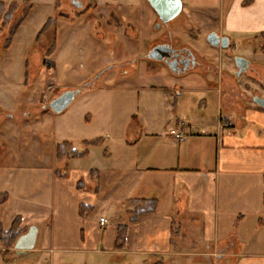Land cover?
<instances>
[{
	"label": "crops",
	"instance_id": "crops-1",
	"mask_svg": "<svg viewBox=\"0 0 264 264\" xmlns=\"http://www.w3.org/2000/svg\"><path fill=\"white\" fill-rule=\"evenodd\" d=\"M180 1L181 13L190 27L225 37L233 33L264 37V0ZM140 8L137 38L142 37V17L146 16L149 24L154 18L148 5L141 4ZM123 63L129 69L120 78L128 81L133 76L135 59ZM136 65L138 89L161 92L163 99L175 92L179 98L192 95L201 101L223 89L224 104L231 107L228 101L233 81L229 76H177L169 74L164 66L149 69L146 62ZM111 71L102 76H109ZM155 93L152 96H157ZM176 107L174 98L171 107L165 106L167 115L172 116ZM241 110L230 125L221 121L209 127L215 131L210 135L199 133L205 130L203 126L188 125L179 143L170 137L179 122L157 129L151 120L155 114L142 112L141 129L122 128L115 139H110L111 144L100 139L102 158L95 154L97 147H90L87 156L66 160V170L55 168L52 175L46 173V185L35 192L4 193L6 223L0 222V230L7 231L15 217L21 219L22 235L35 227V246L26 254H36L37 261L45 264H90L87 258L92 256L115 257L117 264H145V259L157 260L154 264H193L189 258H202L208 264H264L261 242L243 250L240 244L244 238L238 241L232 235L237 228L243 231L241 236H246L245 219L237 223L240 214L231 223L235 212L226 209L223 221L218 220L220 190L233 191L236 177H243L239 182L242 194L237 188L245 205L256 213L253 227L263 222L259 213L264 207V111ZM88 119L86 115L85 121ZM245 123L263 131L256 136L250 126L243 129ZM155 132L159 135L152 138ZM96 139H80L79 149L71 141L66 142L81 151L83 142ZM92 155L97 166H83ZM91 171L98 173L96 182ZM144 199L157 201L155 212L131 223L132 207L128 202ZM80 205L91 208L85 217L79 215ZM100 218L107 221L105 226L99 225ZM119 225L124 226L121 240Z\"/></svg>",
	"mask_w": 264,
	"mask_h": 264
},
{
	"label": "rangeland",
	"instance_id": "rangeland-1",
	"mask_svg": "<svg viewBox=\"0 0 264 264\" xmlns=\"http://www.w3.org/2000/svg\"><path fill=\"white\" fill-rule=\"evenodd\" d=\"M0 1L7 5L12 2L17 4L9 25L0 33L1 195L26 190L33 193L46 185L48 181L46 173L52 175L55 168L60 172L66 170L68 167L66 160L58 164L54 157L55 146L62 141H71L77 149L80 148V141L86 138L103 139L106 140L105 143L111 144L110 139H115L120 129H141L143 117L140 113L148 111L155 114L151 120L157 129L164 125L173 126L177 122H183L187 125L185 128H188V125L203 126L205 130L199 133L210 135L215 131L209 127L215 126L220 116L224 122L229 117L233 119L240 116L241 109H258L252 103H248L251 93L264 95L259 82V79L264 81L263 36L228 34L226 35L228 46L225 49L215 48L206 41L209 33L203 29L190 27L183 13H180L168 23V27L162 26L160 29H156L158 21L155 14L150 24L147 23L146 16L142 17L141 23L144 24L141 29L142 37L137 38L135 33L140 22L137 17H140V5H147L145 0ZM73 2L82 6L77 9ZM83 8H86L87 12L83 11ZM29 10L28 17L18 28L10 47L4 52L10 28H13ZM59 12L68 14V17L59 16ZM48 17L54 19L55 27L50 28L37 44H33L36 33ZM165 30L168 31L174 48L192 51L213 71L231 77L233 94H230L231 100L228 101L231 107L224 104L226 94L223 89L219 90L218 95H206L201 101L192 95L179 98L175 92L167 94L163 99L159 96L161 92L155 93L150 89L136 87V64L146 62L149 69L162 66L153 60H143L142 55L148 49L149 42L158 38ZM54 33L58 39L53 52L46 60V50ZM135 52L139 54L135 56ZM236 57L248 60L253 68L251 72L238 77L234 61ZM126 59H135V65L131 71L133 76L128 81H123L120 77L129 69L123 63ZM107 65L115 66L108 73L109 76L97 77ZM25 70L27 80L24 82ZM208 75L214 78L212 74ZM69 91L79 93L62 113L53 114L48 107L51 100ZM153 93L157 96H152ZM174 98L177 109L172 116H168L165 106L171 107ZM240 99L241 101L237 102ZM86 115L89 116L87 121ZM247 126L251 127L256 136L263 131L256 125L246 123L243 129ZM157 135L158 132H155L152 138L158 137ZM100 149L102 146H97L95 154L102 158ZM95 158V155L87 158L82 163L83 166L96 167ZM40 175L44 177L41 178ZM242 180L243 177H236V185L231 192L220 190L218 220L223 221L226 209L235 212L231 223L236 221L240 214L237 223L245 219L246 236L242 237L243 231L234 228L233 237L238 241L244 238L241 244L238 243L243 250L261 242L264 251V207L259 213L263 222L254 228L256 213L251 212L248 205H245L239 185ZM92 186L93 184L90 189ZM4 209L1 204L2 224L6 223ZM89 259L90 264L118 263L115 257L110 256H92L87 258V261ZM189 260L193 264H208L202 258ZM143 262L154 264L158 261L145 259ZM0 264L45 263L37 261L36 254L17 255L13 251H0ZM65 264H71V261Z\"/></svg>",
	"mask_w": 264,
	"mask_h": 264
},
{
	"label": "trees",
	"instance_id": "trees-1",
	"mask_svg": "<svg viewBox=\"0 0 264 264\" xmlns=\"http://www.w3.org/2000/svg\"><path fill=\"white\" fill-rule=\"evenodd\" d=\"M16 8H17V4L15 2H12L9 5H7L6 3L0 1V33L3 31V29L7 25H9ZM85 12H87V10ZM29 13H30V10L27 11L19 19V21L16 23V25L13 28L12 27L10 28L9 35L6 39L5 46L3 49L4 52L10 47L14 35L16 34L18 28L23 23V21L28 17ZM53 27H55V21L52 17H48L46 21L44 22V24L39 29V31L36 33L33 39V44H37L40 38L45 33H47L50 30V28H53ZM57 39L58 38L56 34L54 33L51 43L46 50V54H45L46 60L47 58H49V56L53 52ZM111 69H113V66L107 67L106 71H109ZM23 78L25 82L27 80L26 70L24 71ZM101 143L102 142L100 139L92 140L90 142L85 141L83 142L82 150L77 151L71 146L70 143L63 141L55 146V158L57 161H65L69 159L83 158L88 155V149L90 147H97ZM90 174H91L93 182H96L98 179V176H97L98 173L96 171H91ZM79 184L80 185L78 186V188L80 189L83 188L82 183L79 182ZM5 196L6 194H2V195L0 194V205L3 204ZM128 204L132 207V210L130 211L131 216L129 219L131 223L137 221L142 216L153 214L157 207V201L155 199L131 200L128 202ZM90 211H91V208L89 207H86L83 205H80L79 207V215L81 217H85L87 213ZM20 224H21V219L19 217H15L12 220L7 231L0 230V248L2 249V252L4 251L8 252V250H12L15 241L17 240L19 236L22 235L23 229L20 228ZM123 228H124L123 225L118 226V239L119 240H121V238L123 239Z\"/></svg>",
	"mask_w": 264,
	"mask_h": 264
},
{
	"label": "water",
	"instance_id": "water-1",
	"mask_svg": "<svg viewBox=\"0 0 264 264\" xmlns=\"http://www.w3.org/2000/svg\"><path fill=\"white\" fill-rule=\"evenodd\" d=\"M145 2L152 9L154 14L157 17L158 24L156 28L162 25L168 24L174 18H176L182 11V3L180 0H145ZM206 41L209 45L215 48L225 49L228 46V39H221L215 33H209L206 37ZM171 50L166 47H156L154 48L149 57L151 60L159 61L163 57V53H169ZM235 66L241 71L244 67L247 66L245 59L236 57ZM78 91H69L62 93L58 97L51 100L48 107L53 114L62 113L74 100ZM253 102L262 110H264V99L254 98ZM37 235V229L35 227L30 228L25 234L19 236L13 245V252L17 255L26 254L29 251H32L35 246Z\"/></svg>",
	"mask_w": 264,
	"mask_h": 264
},
{
	"label": "flooded vegetation",
	"instance_id": "flooded-vegetation-1",
	"mask_svg": "<svg viewBox=\"0 0 264 264\" xmlns=\"http://www.w3.org/2000/svg\"><path fill=\"white\" fill-rule=\"evenodd\" d=\"M73 4H74V7L77 8V9H79V7L82 6V4L77 3V2H73ZM84 10H86V8H83V11ZM58 15L59 16L62 15L64 17H66V18L68 17V14H66V13L64 14L62 12H59ZM162 26L163 27H168V24H166V25L160 24V26L158 28H156V29H160V27H162ZM220 38L223 39V38H226V37L225 36H220ZM156 47H166V48H169L171 50L169 53H163L162 54L163 55L162 59L159 60V61H156V62H158L159 64L164 66L167 69V71H169L170 74H172V75H177V76L178 75L179 76L182 75L183 76V75H186V74L195 73V74H198L200 76H204V75H207L208 73H213V74L216 75V77H220L221 76V74L217 73L215 70L214 71L211 70L208 66H206L198 57H196L194 55V53L192 51H190L188 49H177V48H174L172 46L171 42H170L167 30H165V32H163L158 38H156V39L152 40L151 42H149L148 49L142 55L143 58H144L143 60H147V61L151 60L150 58H148L149 54ZM246 62H247V66L244 67L241 71H239L238 68H237V76L238 77H241L242 74H246L247 72H251V70L253 69L251 64H250V62L248 60H246ZM106 72H107L106 69H103L102 72L97 74V77H101ZM254 76L256 77L257 75L254 74ZM259 82H260V85L263 88V92H264V81L259 79ZM78 93H79V91H78ZM249 96H250L249 100L245 97V99L248 100V103H252L259 110L264 111L261 108H259L253 102L254 98L264 99V95L260 96L257 92H253ZM245 99L243 98V100H245ZM247 100H245V101H247ZM239 101H241V99L238 100L237 102H239ZM238 104L239 103H236V105H238ZM221 121H222V119L220 118L219 122H221ZM234 121H236L235 118H233V119L229 118V119L225 120L224 122L227 125H230Z\"/></svg>",
	"mask_w": 264,
	"mask_h": 264
},
{
	"label": "built area",
	"instance_id": "built-area-1",
	"mask_svg": "<svg viewBox=\"0 0 264 264\" xmlns=\"http://www.w3.org/2000/svg\"><path fill=\"white\" fill-rule=\"evenodd\" d=\"M186 125L183 123V122H179L177 124V127L175 130H173L170 134V137L172 138V140L176 143H179L181 141L184 140L185 138V135L183 133V128H185ZM107 224V221L103 218H100L99 219V225L102 227V226H105Z\"/></svg>",
	"mask_w": 264,
	"mask_h": 264
}]
</instances>
